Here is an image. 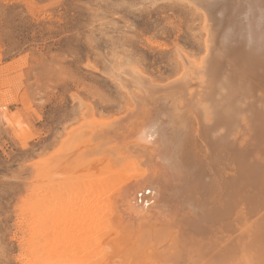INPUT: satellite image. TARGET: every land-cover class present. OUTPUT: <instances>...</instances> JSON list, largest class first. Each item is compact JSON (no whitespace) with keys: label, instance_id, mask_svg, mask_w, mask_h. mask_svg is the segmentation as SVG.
<instances>
[{"label":"bare ground","instance_id":"6f19581e","mask_svg":"<svg viewBox=\"0 0 264 264\" xmlns=\"http://www.w3.org/2000/svg\"><path fill=\"white\" fill-rule=\"evenodd\" d=\"M179 1L203 55L164 85L109 71L125 113L81 112L36 163L26 264H264V0Z\"/></svg>","mask_w":264,"mask_h":264},{"label":"rangeland","instance_id":"374dc122","mask_svg":"<svg viewBox=\"0 0 264 264\" xmlns=\"http://www.w3.org/2000/svg\"><path fill=\"white\" fill-rule=\"evenodd\" d=\"M202 24L203 14L179 0H0V264L30 262L38 160L81 112L107 120L125 113L112 72L134 66L166 84L181 72L176 48L203 55Z\"/></svg>","mask_w":264,"mask_h":264}]
</instances>
